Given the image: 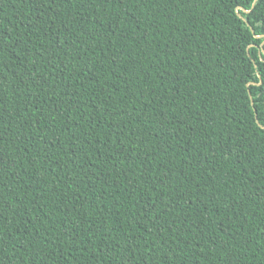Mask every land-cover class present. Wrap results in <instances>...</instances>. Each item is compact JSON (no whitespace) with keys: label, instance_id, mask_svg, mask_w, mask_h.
<instances>
[{"label":"trees","instance_id":"1","mask_svg":"<svg viewBox=\"0 0 264 264\" xmlns=\"http://www.w3.org/2000/svg\"><path fill=\"white\" fill-rule=\"evenodd\" d=\"M264 0H0V264H264Z\"/></svg>","mask_w":264,"mask_h":264},{"label":"snow or ice","instance_id":"2","mask_svg":"<svg viewBox=\"0 0 264 264\" xmlns=\"http://www.w3.org/2000/svg\"><path fill=\"white\" fill-rule=\"evenodd\" d=\"M261 122L264 123V120H262Z\"/></svg>","mask_w":264,"mask_h":264}]
</instances>
